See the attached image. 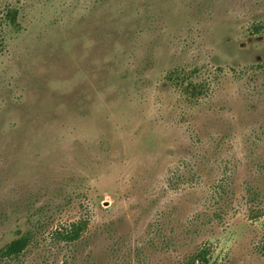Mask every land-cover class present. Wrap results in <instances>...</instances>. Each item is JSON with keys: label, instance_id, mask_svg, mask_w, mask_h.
I'll use <instances>...</instances> for the list:
<instances>
[{"label": "rangeland", "instance_id": "obj_1", "mask_svg": "<svg viewBox=\"0 0 264 264\" xmlns=\"http://www.w3.org/2000/svg\"><path fill=\"white\" fill-rule=\"evenodd\" d=\"M0 264H264V0H0Z\"/></svg>", "mask_w": 264, "mask_h": 264}, {"label": "trees", "instance_id": "obj_2", "mask_svg": "<svg viewBox=\"0 0 264 264\" xmlns=\"http://www.w3.org/2000/svg\"><path fill=\"white\" fill-rule=\"evenodd\" d=\"M77 231H79L78 229H75L73 231V239L77 238ZM28 245V239L26 237H21L13 242H11L4 250V255L8 256V257H13V256H17L20 253H22L25 248Z\"/></svg>", "mask_w": 264, "mask_h": 264}]
</instances>
